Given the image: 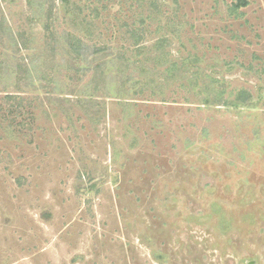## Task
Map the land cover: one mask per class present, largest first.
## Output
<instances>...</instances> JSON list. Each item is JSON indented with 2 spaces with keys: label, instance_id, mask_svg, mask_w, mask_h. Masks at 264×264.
Returning a JSON list of instances; mask_svg holds the SVG:
<instances>
[{
  "label": "rangeland",
  "instance_id": "rangeland-1",
  "mask_svg": "<svg viewBox=\"0 0 264 264\" xmlns=\"http://www.w3.org/2000/svg\"><path fill=\"white\" fill-rule=\"evenodd\" d=\"M245 1L0 0V264H264Z\"/></svg>",
  "mask_w": 264,
  "mask_h": 264
},
{
  "label": "trees",
  "instance_id": "trees-1",
  "mask_svg": "<svg viewBox=\"0 0 264 264\" xmlns=\"http://www.w3.org/2000/svg\"><path fill=\"white\" fill-rule=\"evenodd\" d=\"M238 1V3H237V7H244V6H246V1L245 0H237ZM45 29L46 30H48V25H45ZM95 60V59H94ZM98 62H100V61H98ZM116 64H117V61H116ZM141 67H143V66H141ZM104 68H105V66H104ZM144 69H145V67H143ZM133 69L135 70V71H137V73H139V74H143V69H138L137 67H134V65H133ZM118 70V69H117ZM120 70V69H119ZM145 71H146V69H145ZM118 72H120V71H118ZM168 72H169V74H173V71L172 70H168ZM116 73H117V71H116ZM93 79H92V81H94L95 79H96V75L94 76V77H92ZM124 85V83H122V86ZM136 85V84H135ZM104 90L105 91H107L108 90V85H107V83H104ZM112 95V94H111ZM116 94H113V96H115ZM119 98V97H118Z\"/></svg>",
  "mask_w": 264,
  "mask_h": 264
}]
</instances>
